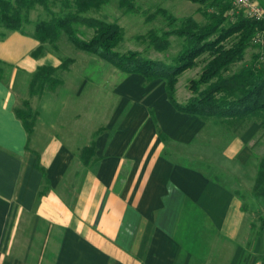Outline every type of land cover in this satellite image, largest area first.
<instances>
[{
    "label": "crops",
    "instance_id": "1",
    "mask_svg": "<svg viewBox=\"0 0 264 264\" xmlns=\"http://www.w3.org/2000/svg\"><path fill=\"white\" fill-rule=\"evenodd\" d=\"M40 46L20 32L0 40V264H264V233L250 227L256 205L245 212L234 194L247 181L250 193L256 177L249 135L196 169L167 146L185 151L199 117L179 112L161 79L150 81L164 89L130 107L123 84L84 162L73 139L45 124L28 133L17 116L48 67L31 57Z\"/></svg>",
    "mask_w": 264,
    "mask_h": 264
},
{
    "label": "rangeland",
    "instance_id": "2",
    "mask_svg": "<svg viewBox=\"0 0 264 264\" xmlns=\"http://www.w3.org/2000/svg\"><path fill=\"white\" fill-rule=\"evenodd\" d=\"M60 1L52 0L50 2L51 11L59 12ZM252 1L264 10V0ZM135 4L136 12L129 13L120 10L116 0H112L99 10L88 12L86 16L99 18L122 28L123 39L115 49L116 52L120 54L128 51L138 52L150 60L167 64H171L181 50L182 40L170 37V46L162 53L156 52L149 46L145 38L149 31L169 29L166 22L160 16L155 15L156 10L163 9L177 19L193 18L201 26L207 22L205 13L212 12L206 5L186 0H136ZM236 11L229 14L230 20L234 19L236 13H241L243 17L247 18L241 10L236 9ZM48 18L49 14L39 7L29 13V19L32 22ZM23 30L25 35L32 36V25L23 28ZM81 30L85 38H90L93 34L91 30ZM0 32L2 31L0 30ZM252 44H254L252 47L245 50L242 59L230 66L225 76L238 72L243 67L260 68L264 66V34L263 44L254 43L253 40ZM39 48L40 50L31 55L33 59H37L35 64L40 67L48 66L56 71L39 79L32 91H30L31 83H29L28 93L25 92L22 98L29 100L32 108L30 109L27 103L23 104L19 101L18 112L26 118L30 132L34 131L36 124L38 130L40 125L45 124L52 126L50 131L53 133L63 135L66 139H73L72 147L82 153L84 162H88L92 155L95 138L103 130L111 113L120 104V96L116 93L123 84H129V89L134 92L129 99L131 101L128 107L137 102L143 103L150 96L155 95L159 89H164L162 81H145L124 74L95 55L79 51L67 41L63 34L56 42L41 44ZM208 59V54L202 55L191 69L178 76L173 95L175 102L183 104L191 96L189 85L199 78ZM198 120L201 122L199 129L194 132V138L185 151L170 146H167V150L175 152L177 157H182V161L189 162L190 160V164L194 168L201 169L202 164H216L215 160L220 156L223 147L233 138L242 137L245 139L249 135L247 142L251 149V159H256V177L250 193L247 190L249 181L245 178L247 182L241 183L240 191H236L234 194L240 198L245 212L248 211V204L256 205L257 214L254 218L252 217L253 222L250 227L252 231L264 233V196L259 190H255L257 176L262 168L264 170V117L255 116L243 120L203 118H198ZM207 159L209 162L206 161ZM213 168L212 166L211 169ZM233 170L235 169L230 167L226 168L225 172L229 175L227 177L229 186L231 189H236L238 186L234 185V180L236 181L238 178L234 177ZM211 173L216 175L217 171L210 170L209 174ZM237 173L241 174V170L234 172V174ZM261 215L263 216L261 217Z\"/></svg>",
    "mask_w": 264,
    "mask_h": 264
},
{
    "label": "trees",
    "instance_id": "3",
    "mask_svg": "<svg viewBox=\"0 0 264 264\" xmlns=\"http://www.w3.org/2000/svg\"><path fill=\"white\" fill-rule=\"evenodd\" d=\"M52 0H0V40L5 32L24 33L23 28L32 25V37L40 44H52L60 35L81 52L95 55L124 74H139L148 80L161 79L165 83L168 99L181 113L203 119L243 120L255 116L264 117V66L243 67L238 72L225 76L231 65L239 62L257 31L264 33V21H254L236 13L234 19L229 14L236 11L232 0H186L206 5L212 12L205 13L207 22L199 25L193 18L177 19L163 9H157L169 28L166 31L151 30L145 36L149 46L162 53L170 46L169 38L182 40L181 50L171 64L150 60L138 52L115 51L122 41L123 30L117 24L89 17L90 11H97L112 0H61L58 13L51 11ZM118 8L125 12H136V0H116ZM42 8L49 18L32 22L29 13ZM237 12V11H236ZM150 19V18H148ZM227 24L226 26H224ZM81 29L93 32L85 38ZM40 50V48L38 49ZM208 54L199 78L189 85L191 96L183 104L175 102L174 88L177 78L191 69L196 60ZM56 70L42 67L33 75L30 91L39 79ZM26 131L30 126L18 111ZM264 170H260L255 190L264 196Z\"/></svg>",
    "mask_w": 264,
    "mask_h": 264
},
{
    "label": "built area",
    "instance_id": "4",
    "mask_svg": "<svg viewBox=\"0 0 264 264\" xmlns=\"http://www.w3.org/2000/svg\"><path fill=\"white\" fill-rule=\"evenodd\" d=\"M233 7L241 10L244 15L254 21H264V10L255 5L252 0H232ZM263 32L257 31L254 35L253 42L263 44Z\"/></svg>",
    "mask_w": 264,
    "mask_h": 264
}]
</instances>
